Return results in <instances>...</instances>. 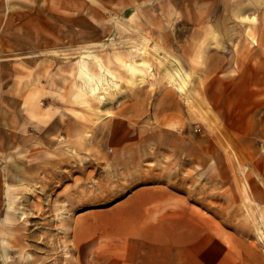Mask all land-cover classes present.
Listing matches in <instances>:
<instances>
[{
	"label": "crops",
	"instance_id": "obj_1",
	"mask_svg": "<svg viewBox=\"0 0 264 264\" xmlns=\"http://www.w3.org/2000/svg\"><path fill=\"white\" fill-rule=\"evenodd\" d=\"M125 1L116 6L125 7L120 11L123 19L136 20V27L141 24L140 8L154 6V0ZM202 1L192 0L197 5ZM256 1L261 5L264 0ZM110 5L108 0H0V200L10 197L8 185L14 183L16 170L22 176L20 182L32 177L38 183L59 182L61 178L56 177L64 172L66 184L59 193L93 199L92 162L85 160L81 166L72 143L79 129L88 130L89 118L62 111L55 101L47 106L39 101L54 94L55 87L54 81L47 85L46 72L52 59L45 62L44 56L73 50L78 41L94 32L104 38V32L95 31L101 23H94L93 14L94 9L107 11ZM251 5L248 2V7ZM147 23L150 19L142 22ZM123 24L119 21L116 31L127 37ZM219 37L223 39L221 33ZM121 55L126 56V52L122 50ZM225 55H214L221 60L213 70L208 68L212 74L205 77L208 81L203 88L207 90L199 99L200 104L208 105L210 127L203 115L185 118L184 99L176 97L172 101L175 105L165 113L163 144L156 140L135 142L134 131L140 135L144 118L129 112L128 107L101 124V131H106L114 144L104 167L114 178L118 194L107 205L90 206L70 216L72 242L84 249L87 260L99 264L236 263L218 234L221 223L215 217L221 212L217 203L207 201L214 200L215 190L206 191L205 184L236 185L235 178L216 174L226 167L231 170V150L221 137L238 153L242 151L236 146L238 138L264 133V114H259L264 112V90L252 89L248 72L257 67L250 59L247 68L236 63L235 53ZM233 73L240 74L233 77ZM199 119L204 120L200 122L207 130L201 135L186 124ZM90 125L92 130V122ZM61 138L69 142L62 143ZM78 145L80 152H88L87 144L83 148ZM162 150L167 155L163 167L158 166L155 155ZM62 153L64 159L60 160ZM82 168L83 174H79Z\"/></svg>",
	"mask_w": 264,
	"mask_h": 264
},
{
	"label": "rangeland",
	"instance_id": "obj_2",
	"mask_svg": "<svg viewBox=\"0 0 264 264\" xmlns=\"http://www.w3.org/2000/svg\"><path fill=\"white\" fill-rule=\"evenodd\" d=\"M122 1L125 0H108L112 6L107 11L94 9V23H101L95 31L104 32V38L94 32L78 41L73 50L44 56L45 62L52 59L46 72L47 85L54 81L55 87L54 94L40 99V105L55 101L60 110L89 118L88 130L79 129L72 143L81 166L85 160L92 162L94 197L59 193L66 184L64 172L62 177H56L62 182L38 183L32 177L20 182L22 176L16 170L14 183L8 185L10 197L0 200V264H99L87 260L84 249L74 245L69 224L74 213L107 205L118 194L114 178L104 167L114 144L110 135L101 131V124L117 111L128 107L129 112L140 113L144 118L140 135L134 131L136 143L156 140L163 144L161 131L165 129L167 108L175 105L173 97L184 99L185 118L205 117V121L186 124H191L193 133L204 134L207 130L200 121L208 127L212 122L208 121V105L200 104L199 99L207 90L203 88L206 78L212 74L208 68L213 70V65L221 60L214 56L219 52L225 56L235 53L236 63L247 68L250 59L257 67L248 72L251 88L264 90V1L257 5L256 0H205L197 5L192 0H154L153 7L140 8L138 27L133 24L136 20L123 19L120 11L125 7L116 6ZM149 19L151 23L142 24ZM119 21L125 23L127 37L117 33ZM122 50L126 56L121 55ZM259 114L263 116L264 112ZM154 127L158 129L153 130ZM126 130L132 137V130ZM221 141L231 150V170L226 167L215 172L235 178L236 185L205 184L206 191L215 190L214 200L207 201L216 202L217 211L221 212L215 217L221 223L218 234L231 255H235L234 264H264V133L238 138L237 149L242 147L238 153L223 136ZM61 142L68 143L69 139L61 138ZM78 144L81 148L89 146L87 155L78 150ZM155 155L158 166L163 167L166 153L162 150ZM59 159H64L63 153ZM83 170L77 172L83 174ZM102 191L105 193L100 195ZM230 196L236 199L230 200Z\"/></svg>",
	"mask_w": 264,
	"mask_h": 264
},
{
	"label": "bare ground",
	"instance_id": "obj_3",
	"mask_svg": "<svg viewBox=\"0 0 264 264\" xmlns=\"http://www.w3.org/2000/svg\"><path fill=\"white\" fill-rule=\"evenodd\" d=\"M101 97H103V96L101 95Z\"/></svg>",
	"mask_w": 264,
	"mask_h": 264
}]
</instances>
